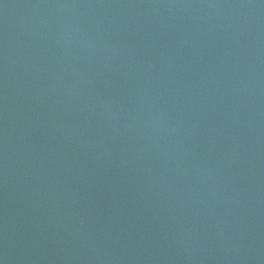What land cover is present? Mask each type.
<instances>
[{"label":"water","instance_id":"1","mask_svg":"<svg viewBox=\"0 0 264 264\" xmlns=\"http://www.w3.org/2000/svg\"><path fill=\"white\" fill-rule=\"evenodd\" d=\"M0 264H264V0H0Z\"/></svg>","mask_w":264,"mask_h":264}]
</instances>
